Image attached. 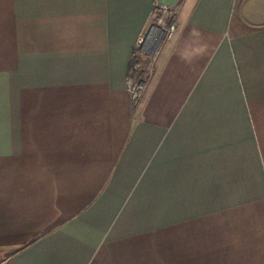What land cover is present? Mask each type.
<instances>
[{
    "label": "crops",
    "instance_id": "obj_1",
    "mask_svg": "<svg viewBox=\"0 0 264 264\" xmlns=\"http://www.w3.org/2000/svg\"><path fill=\"white\" fill-rule=\"evenodd\" d=\"M0 264H264V0H0Z\"/></svg>",
    "mask_w": 264,
    "mask_h": 264
},
{
    "label": "built area",
    "instance_id": "obj_2",
    "mask_svg": "<svg viewBox=\"0 0 264 264\" xmlns=\"http://www.w3.org/2000/svg\"><path fill=\"white\" fill-rule=\"evenodd\" d=\"M151 18L147 29L137 38L132 64L129 69L127 91L134 104L138 103L145 85V80L135 79V73L141 67V57H145L147 53L152 52L154 55L153 60H155L161 45L170 40L176 32V21L170 7L154 4Z\"/></svg>",
    "mask_w": 264,
    "mask_h": 264
},
{
    "label": "rangeland",
    "instance_id": "obj_3",
    "mask_svg": "<svg viewBox=\"0 0 264 264\" xmlns=\"http://www.w3.org/2000/svg\"><path fill=\"white\" fill-rule=\"evenodd\" d=\"M153 58L154 55L152 52L147 53V55L144 57H141L140 63L141 67L138 72L135 73V79H141V80H146L149 73L150 69L152 68V63H153Z\"/></svg>",
    "mask_w": 264,
    "mask_h": 264
}]
</instances>
